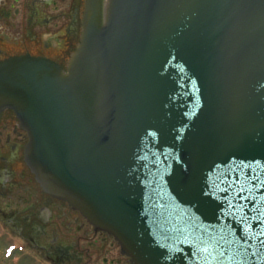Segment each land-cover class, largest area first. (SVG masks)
<instances>
[{"label":"water","instance_id":"1","mask_svg":"<svg viewBox=\"0 0 264 264\" xmlns=\"http://www.w3.org/2000/svg\"><path fill=\"white\" fill-rule=\"evenodd\" d=\"M4 109L132 264H264V0H87L67 72L0 61Z\"/></svg>","mask_w":264,"mask_h":264},{"label":"flooded vegetation","instance_id":"2","mask_svg":"<svg viewBox=\"0 0 264 264\" xmlns=\"http://www.w3.org/2000/svg\"><path fill=\"white\" fill-rule=\"evenodd\" d=\"M87 0H0V61L31 55L67 69L82 38ZM29 137L14 111L0 118L2 258L31 264H131L109 233L49 194L25 161ZM9 250L8 255L6 251ZM13 263V262H12Z\"/></svg>","mask_w":264,"mask_h":264},{"label":"rangeland","instance_id":"3","mask_svg":"<svg viewBox=\"0 0 264 264\" xmlns=\"http://www.w3.org/2000/svg\"><path fill=\"white\" fill-rule=\"evenodd\" d=\"M0 242H6V239H2L0 240ZM2 252H3V248L2 246L0 247V264H31V260L29 258H25V256H20L17 258V256H19V254H17V252H15L14 254V259L12 260H7V259H3L2 258ZM13 262V263H12Z\"/></svg>","mask_w":264,"mask_h":264}]
</instances>
